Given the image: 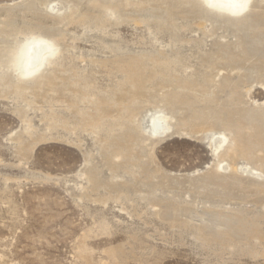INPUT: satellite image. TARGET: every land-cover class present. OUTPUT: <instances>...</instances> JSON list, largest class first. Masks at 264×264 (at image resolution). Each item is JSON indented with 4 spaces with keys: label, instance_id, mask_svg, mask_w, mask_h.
I'll return each mask as SVG.
<instances>
[{
    "label": "rangeland",
    "instance_id": "1",
    "mask_svg": "<svg viewBox=\"0 0 264 264\" xmlns=\"http://www.w3.org/2000/svg\"><path fill=\"white\" fill-rule=\"evenodd\" d=\"M100 1L121 3L0 0V264H264V192L248 184L264 183V167L219 158L236 137L225 120L264 134V70L210 65L246 55L235 44L248 37L262 42L250 62L264 63V0L245 27L198 0ZM17 29L54 33L51 84L13 89ZM162 111L170 125L154 131ZM198 118L209 125L192 132ZM251 129L242 141L259 148ZM116 139L131 155H111Z\"/></svg>",
    "mask_w": 264,
    "mask_h": 264
},
{
    "label": "bare ground",
    "instance_id": "2",
    "mask_svg": "<svg viewBox=\"0 0 264 264\" xmlns=\"http://www.w3.org/2000/svg\"><path fill=\"white\" fill-rule=\"evenodd\" d=\"M94 1L97 3H100V5L105 10L110 11V13H113V11H115L114 9L121 3V2H119L116 5V3L110 1V3L108 5H105V4H102L103 2H101L100 0L99 1L94 0ZM260 1L263 2V0H260ZM250 2L253 3V0H241V1L240 0H198L195 4V6L197 5V7L194 9L195 10L201 9V11L208 10V11L214 12V13L219 14V15H224L228 19L232 20L234 25H237V23L240 22V26L245 27L247 24L246 13L249 11H252V8H254L253 5L251 6ZM40 3H42V2L40 1ZM129 3H130L129 1H125L124 5H127ZM73 12L74 11H71L70 13L67 12L63 16H60V20L65 19V18H69L72 20L73 19L72 18ZM0 31H2V30H0ZM15 33L23 34L24 40L21 41V40H17L16 38H13L12 46L10 47L9 54L6 57L7 62L11 65V67H10L11 70L12 71L19 70L21 72L18 76H16V79H15L14 84H13V89L19 90V91L25 90V86H27L25 84H29L28 79H33L35 81V82L34 81L33 82L37 84V88H40L45 84H51L54 81V79L56 78V76L54 75V73L51 76L44 74L42 68L46 63L52 62V61H50V58H49L50 54H48V53L52 52V49L54 48L53 45L56 44V41L54 38V33H42L38 30H31L29 32H23L21 29L15 30ZM239 37H241V36H239ZM261 44H262V42L259 41L258 37H248L247 39H244L242 42L235 44V47H236L235 50H237L238 46H240V48L242 49V52H244L246 55L248 54L247 56L246 55L239 56L238 51L237 52L236 51L230 52V53H232V55L231 54H225L224 55V52H223L222 53L223 56L217 55V57L211 62L210 65L214 66L216 69L217 68L218 69L224 68V69H229V70H233V71H234V69L238 70V71H240V70L242 71L243 69H245L244 66L246 65V63L247 64L249 63V64H252L256 73L261 72L264 70V63L263 62H259L258 64H255V65H253V63L250 62V60L253 57L254 52H256V50H258V48L261 46ZM223 59H226L228 61V63L225 65L220 64L219 63L220 60H223ZM212 79H213V74H211L209 76V80L211 81ZM258 79H259V82H262L260 77ZM186 84H188V83H186ZM184 85H185V82H184ZM204 88H206V87H204ZM207 90H208V88H207ZM207 90L205 89V90L201 91V93L206 94V93H208ZM109 104H111V103H109ZM185 107H188V106H185ZM259 107L264 108V104L259 105ZM100 108L101 107L97 106L96 113L92 117V123H94V124H92L93 127L95 125L97 126L100 123L101 118L103 116H105V115H103L104 112ZM110 113L111 112L109 111V113L107 115H109ZM159 113H160V111H159ZM168 115H169V113H168ZM247 115L249 117L252 116L250 114H247ZM156 117L158 119V122L153 121L152 122L153 126L151 125V127H152L151 129L154 131L156 130L159 132L160 131L164 132L165 128H167V126L170 125V122H169L170 116H166L165 112L162 111L161 114L156 116ZM263 117H264V114H263ZM81 118H82V122L84 124L85 123L84 121L87 119H90L91 116L86 114V113H82ZM253 118L254 117H251L250 120H253ZM237 119L238 120L234 124L230 120L229 121L225 120L224 121L225 123L221 122L222 126L225 128H229L231 126H234V133L236 134V137H234L233 148L223 149L220 152V155H219L220 161L227 159V160H229L228 164H230V166H233L232 162L235 161L234 159H236V157L241 156L243 158L244 157L245 158H254L255 161L258 162V167L254 166V168L261 169L262 167H264V153L259 155V152L261 151V147L264 146V138H263L264 134L262 133V130L260 129L259 132H257L255 135H253L252 134L253 130L251 128H247L248 123L246 122V119L244 117H239ZM186 121L187 120L185 118L183 120V122L185 123ZM250 122L253 123L254 121H250ZM207 124L209 125V122H207L206 120H201L198 118L197 122L195 123V125L191 126L190 130L192 132L202 131L205 129L204 126ZM139 126L140 125L136 124L137 131L142 132V130H140ZM249 129L252 130L251 133L248 134L250 136L249 139H253L255 141L259 140V142L261 144L259 148L254 147L250 140H249L250 142L247 145H245L243 143L242 137L247 136L246 130L248 131ZM133 138H134V136H132V137L129 136L127 139L132 140ZM115 141H116L117 145L111 151V155L113 157H119V156L124 157L126 155L127 156L131 155V153H130L131 151H129V150L126 151L125 153H121L120 151L122 150V147H123L121 144V141L118 139H116ZM258 149H260V150L258 151ZM219 158H218V160H219ZM230 168H231V170L236 171L235 168H232V167H230ZM233 178L229 177V180H227V182L219 183L220 185L223 186V191H222V193H219V194H223L224 196L227 194L228 195L230 194L229 190L232 188L230 182L235 181ZM212 179H215V178H212ZM248 184H251L252 186H254L256 191L264 192V183H257L256 182V183H248ZM212 217H213V222L211 221ZM215 217L216 218L218 217L219 219H220V217H222V219L220 221L216 222V221H214ZM207 220H208V222H212V224L216 223V224L220 225V224L224 223L226 225V223H228V220L225 217L220 216V215L219 216L213 215V216L209 217V219H207Z\"/></svg>",
    "mask_w": 264,
    "mask_h": 264
}]
</instances>
